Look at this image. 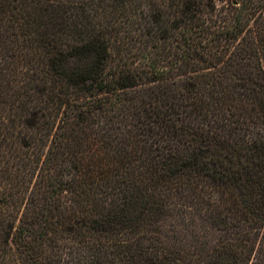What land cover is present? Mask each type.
Segmentation results:
<instances>
[{
  "label": "trees",
  "instance_id": "16d2710c",
  "mask_svg": "<svg viewBox=\"0 0 264 264\" xmlns=\"http://www.w3.org/2000/svg\"><path fill=\"white\" fill-rule=\"evenodd\" d=\"M0 264H264V0H0Z\"/></svg>",
  "mask_w": 264,
  "mask_h": 264
},
{
  "label": "rangeland",
  "instance_id": "374dc122",
  "mask_svg": "<svg viewBox=\"0 0 264 264\" xmlns=\"http://www.w3.org/2000/svg\"><path fill=\"white\" fill-rule=\"evenodd\" d=\"M194 216L195 221H185L180 217H175L173 225L168 224L165 227L167 238L171 241L180 243L183 246H199L202 241L210 240L212 243L215 241V231L209 230L203 222ZM170 220V221H171Z\"/></svg>",
  "mask_w": 264,
  "mask_h": 264
}]
</instances>
